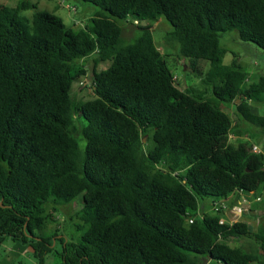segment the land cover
I'll list each match as a JSON object with an SVG mask.
<instances>
[{
    "label": "trees",
    "instance_id": "obj_1",
    "mask_svg": "<svg viewBox=\"0 0 264 264\" xmlns=\"http://www.w3.org/2000/svg\"><path fill=\"white\" fill-rule=\"evenodd\" d=\"M82 1L101 11L80 31L46 11L22 15L38 8L30 0L0 5V247L11 239L39 264L54 252L60 264H264L260 216L256 227L220 224L213 208L248 199L264 210L263 198L255 203L264 152L242 131L264 134V115L248 104H264V76L246 86L239 61L224 64L220 39L236 31L264 50V0ZM160 18L188 69L203 75L199 62H209L211 97L180 89L152 27L124 40L127 24ZM93 55L110 65L94 72L95 99L77 103L72 87L86 73L78 62ZM79 197L81 241L61 237L56 251L58 236L37 231ZM241 238L259 253L231 245Z\"/></svg>",
    "mask_w": 264,
    "mask_h": 264
},
{
    "label": "rangeland",
    "instance_id": "obj_2",
    "mask_svg": "<svg viewBox=\"0 0 264 264\" xmlns=\"http://www.w3.org/2000/svg\"><path fill=\"white\" fill-rule=\"evenodd\" d=\"M21 1L24 0H0V5L16 7ZM30 2L36 4L38 8H31L27 11H23L22 15L31 19L36 11H46L61 18L67 27L74 31L86 30V26L90 25L91 19L96 17L101 11L99 7L85 3L82 0H30ZM147 26L152 27V35L158 49L161 52L170 55L168 63L176 79H178L180 89L185 90L191 88L199 93L204 92L208 97H211L213 94V87L202 83V79L210 68L209 62H199V65L201 64L200 67L203 75L193 72L191 68L188 69L187 65H189V61L184 60L179 56V45L168 42L167 35L173 30V27L166 19L160 18L158 21H142L137 25L127 24L123 34L124 40L128 42L135 36V34L140 33V28ZM220 39L221 46L227 51L224 57V64L230 66L233 61L237 59L242 67L248 72L249 79L246 86L256 83L260 77L264 76V50L260 49L253 43L241 41L236 31L222 33ZM96 57L97 55H93L86 60H80L78 62L79 65L84 68L86 73L78 78L72 87V96L77 103L95 99V93L93 90L94 72L99 73L102 70L107 69L110 65L109 62H95ZM240 103L241 100H238L237 104ZM248 104L257 107V110L259 111L258 114L264 115V104L250 101ZM230 106L231 105L227 103L223 104V110L233 115L235 112V105H232L231 108ZM75 125L78 130L76 137H78L79 150L80 153L83 154L85 152L86 140L80 136V124L76 123ZM82 125L84 124L82 123ZM242 128L243 136L249 139L253 137L251 138V143L257 145L259 149L264 152V134H258L256 131V129H261L254 126L250 127L245 124ZM257 194H260L261 198L264 199V189ZM241 200L242 199H238L237 202ZM82 207V197H79L67 205L58 206L57 211L52 209L51 211L54 214L56 221L48 223L42 231H37V234H43L47 237H54L57 235L58 237L55 238L54 241L56 244V251H61L62 249L60 242L61 237L65 238L67 241L79 243L83 235V232L77 229L79 225L83 224L81 220ZM259 207L260 205L258 208ZM262 207H264V203L261 205V208ZM208 211L211 213L210 210ZM259 216L261 219V221H259V232L264 234V210H261ZM230 243L233 246L241 247L244 252L259 253L260 250L257 243L248 238L233 240ZM60 263V258L56 255V252L47 256L45 260V264ZM0 264L39 263L34 258L33 250L31 248L27 246L21 247L11 239H7L0 247Z\"/></svg>",
    "mask_w": 264,
    "mask_h": 264
},
{
    "label": "built area",
    "instance_id": "obj_3",
    "mask_svg": "<svg viewBox=\"0 0 264 264\" xmlns=\"http://www.w3.org/2000/svg\"><path fill=\"white\" fill-rule=\"evenodd\" d=\"M138 24V22H136ZM254 151L256 153L260 152V149L257 146H254ZM262 201V198L259 197L255 200V203H260ZM254 203L250 202L248 199H243L238 202V204L230 207L225 203H217L213 207L215 211H223V216L220 219V224H235L239 221L248 220L252 223L254 227L257 226V223L255 220H251L250 218H247L249 215H253L255 212L258 211V209L254 208ZM252 209L256 210L253 211ZM192 222V221H191Z\"/></svg>",
    "mask_w": 264,
    "mask_h": 264
},
{
    "label": "crops",
    "instance_id": "obj_4",
    "mask_svg": "<svg viewBox=\"0 0 264 264\" xmlns=\"http://www.w3.org/2000/svg\"><path fill=\"white\" fill-rule=\"evenodd\" d=\"M260 212H261V211L258 210V211L255 212L253 215H254V216H259V213H260ZM253 215H249L247 218H250L251 220H254V219L252 218Z\"/></svg>",
    "mask_w": 264,
    "mask_h": 264
},
{
    "label": "water",
    "instance_id": "obj_5",
    "mask_svg": "<svg viewBox=\"0 0 264 264\" xmlns=\"http://www.w3.org/2000/svg\"><path fill=\"white\" fill-rule=\"evenodd\" d=\"M146 141V138L144 139V142Z\"/></svg>",
    "mask_w": 264,
    "mask_h": 264
}]
</instances>
